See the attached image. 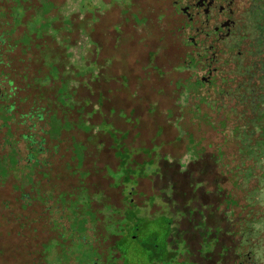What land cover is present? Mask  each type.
<instances>
[{
  "label": "rangeland",
  "instance_id": "1",
  "mask_svg": "<svg viewBox=\"0 0 264 264\" xmlns=\"http://www.w3.org/2000/svg\"><path fill=\"white\" fill-rule=\"evenodd\" d=\"M11 1L20 3L22 0ZM23 1L31 9L27 10V15L31 13L27 24L31 30V103L41 99L40 92L56 97L53 101L61 105L62 118L70 114V110L76 116L73 122H64L62 129L84 131L87 138L85 145L74 140L65 141L67 145L63 148L65 153L60 155V169L56 166L45 168L41 160H37L38 164L30 162L24 168L13 165L14 158L10 152L14 141L8 137L4 139L6 142L2 145L4 152L0 156V179L2 184L5 179L8 181L3 190H9L11 195L17 193L19 203L16 200L0 202V264H31V237L19 218L21 213H25L28 216L24 218L31 222L33 202L41 205L48 216L63 219V224L60 222L58 227L66 226L58 230L57 235L61 237L57 236L56 240L51 241L56 242L59 251L50 259L71 257L76 248L64 244L71 240L73 233L70 229L82 231L81 225L85 219H91V215L85 212L88 211L87 201L96 202L101 196L99 190L89 192L85 185L100 188V180H104L106 187L111 190L128 187L132 198L138 203L142 202L146 208L139 209L140 212L146 211L145 217L133 221L138 226L137 231L125 229L127 236L116 242L120 253L118 264H149V259H152L151 264H200L205 259L238 258L232 253L231 247L226 249L227 252H222L218 245L212 244L215 235L211 229V220L206 225L208 228L205 233L202 232L203 226L196 224L197 221L188 227L189 232L185 231L187 220L183 218L190 214V208L188 203L183 205V201H195L198 198L204 203H213L215 199L208 194L212 184L207 181L193 185V190L188 189L189 180L200 181L204 178L194 172L201 169L198 165L202 163H197L195 158L188 165L190 158L184 153L187 138L195 142L197 137L184 134L186 118H173V125L165 118L169 113L166 111L169 105L168 100L160 96L159 78L150 73L149 80L142 79L146 52L154 45L160 47L161 50L155 46L154 52L157 54L160 50V63L166 65L165 62L173 53V41L170 39L172 33L159 28V39L154 42L151 34L154 36L153 31L158 24L145 17V14L143 20L140 15L134 17L137 12L132 10L133 6L128 3L122 6L120 0ZM241 1L246 7L237 21V32L241 33L242 44L236 63L223 65L218 61L220 66L217 65L237 90L232 98L237 100L236 111L229 116L228 121H242L246 128L249 127L241 133L242 140H239V154L245 160L243 165L248 174L247 182L244 183L248 189L246 198L251 210V216H248L251 222L243 232V242H246L250 252L249 256H245V264L247 261L248 264H264V144L260 143L262 133L258 128L264 121V0ZM19 3L9 7L14 17L20 16ZM123 7L127 8L126 16L132 19L126 25L118 24L119 20L115 18L118 10ZM123 12L121 10L120 13ZM114 24L118 25L112 29ZM45 38L48 40L45 41ZM25 40V36L19 38V42L25 43ZM52 43L58 45L56 50L51 48ZM56 51L59 54L58 71L54 65ZM160 68L155 66L153 72L162 77H167L171 72L170 69ZM145 71L149 73L148 69ZM183 73H187L186 70H181ZM52 82L57 85L60 83L56 93L52 87L56 84ZM71 87L76 88V92L70 93ZM193 103L197 105L196 97ZM75 107H78L76 111ZM190 112L194 116L192 121L205 122L206 118L197 117V110L193 106ZM57 120H60V115ZM52 121L53 124L58 123ZM156 124L161 128V133L156 129L151 135ZM53 126L58 129V126ZM211 140L216 142L214 138ZM47 146L52 152V146L57 145L49 143ZM225 147L234 149L233 144ZM198 148L194 146L189 156H194ZM106 153L112 156L108 158ZM84 156L87 157V169L83 168ZM177 156L180 157L177 159ZM112 157L117 159V165ZM32 177H36V181L45 179L44 184L48 188L57 186L58 177L71 179L76 191L70 192L67 188L64 189L65 193L58 192L57 198H44L31 180ZM87 178L98 181L87 184ZM172 184L175 186L171 187ZM222 185L226 189L230 186L226 180ZM159 193L164 195L165 201L168 198V202L162 204L163 207L158 203V198H163ZM172 203L178 206L174 207ZM77 206L85 212L78 217L75 216ZM166 206L172 208L171 212V208L166 209ZM219 208H223V202ZM158 209L159 212L156 211ZM177 217H181L178 234L172 235L170 229H174ZM192 217L198 218L195 212ZM51 222L54 225V218H51ZM83 237L85 240L89 238L86 234ZM216 240L223 247L230 243L227 235H220ZM45 250L42 247L40 255L42 260L47 261L50 259L45 255ZM83 251L84 257L93 256L91 251ZM168 251H174L172 258L168 256Z\"/></svg>",
  "mask_w": 264,
  "mask_h": 264
},
{
  "label": "flooded vegetation",
  "instance_id": "2",
  "mask_svg": "<svg viewBox=\"0 0 264 264\" xmlns=\"http://www.w3.org/2000/svg\"><path fill=\"white\" fill-rule=\"evenodd\" d=\"M22 1L20 3L18 2L21 9L20 16L14 17L11 15L9 7L10 5L13 6L14 4L18 3H13L11 0H0V156L2 155L1 153L4 152L2 146L3 143L6 142L4 139L8 137L10 140L14 141L10 152L13 154L14 158L13 165H18L24 168L27 167L30 162L31 164H38L39 162H37V160H41L44 162L45 168L56 166L60 169V155L65 153L63 148L67 145L65 141L69 139L70 141L74 140L77 143H82L85 145L87 134L81 130L74 131L72 129H62V124L64 122L71 123L73 122L72 119H74L76 116L74 117V113H72L70 110V114H66L64 118H62V110L60 111L61 105H59L56 101H53L56 97L52 98L53 96L50 97L49 95L40 92L41 99L35 100L31 103L30 76L31 73H33L30 64L32 63L31 30L30 26L27 25L29 23L28 19L31 15V13L27 15V10L31 9L28 8V5L25 3V1ZM120 1H122V6H124V3L132 5V10H135V12L149 11V19L158 25L161 24L162 20H159L156 14L152 16V6L157 10V8L164 5L167 9L166 15L169 17L167 18V21L184 29L183 37L185 44L183 55L184 57L188 58L187 62L184 63V65H186L185 68H179L173 63V68L170 66V74H168L167 77H162L161 74H155L153 72L156 65L152 66L151 64H154L155 57L154 59L152 56L149 57L147 55L148 52H146L145 59L147 60H145L143 63L144 70L142 79L149 80L150 73L151 76H154L155 78L158 77L161 81V88L159 89L161 97L166 96L165 90L163 89V81L167 79L169 82L173 81L175 79L174 77L177 78L178 75L180 76L181 70H186L187 75L191 76L194 81L196 79L200 80L203 84V87H205L210 84V82H215V80L216 82H219V80L222 78L220 75H224L221 73V69L219 68L220 63H218V61H220L223 65L226 63H236L237 55L242 44L241 33L237 32L239 28L237 21L239 16L245 12L246 7L245 3L241 0H151L149 5L147 4L148 0H143V4L142 0ZM150 5L151 8L147 10L148 6ZM126 9L127 8L125 7L120 8L118 13H116L115 18H118V24L126 25L128 21H132V19H129L126 16ZM121 10L124 11L122 14L120 13ZM134 17L137 18L138 16L134 15ZM117 25L114 24L112 29L117 27ZM22 36H25L26 38L25 43L19 42V38ZM42 37H44V35ZM47 40L48 38H45V41ZM57 47V44L52 43L51 48L56 50ZM95 47H97V44ZM56 55L57 59L56 62H54V65L58 71L60 68L57 66V64H59V54L57 51ZM220 55H225V57L222 58ZM195 57L200 58L201 60L199 67H195L194 64H190L191 61L189 59ZM148 64L151 66L148 67ZM39 66L41 67V65ZM41 69L44 70V67H41ZM147 69L149 70V73L145 71ZM196 73H198V76H193ZM224 73L226 74V72ZM228 79L229 78L227 77V80ZM52 84H56L55 87L51 85L54 87V91L56 93L58 90L57 86L60 83L57 85V83L52 82ZM71 90H73V87ZM217 94L220 96V93ZM236 94L237 90L234 94V97ZM73 108L74 107H72V109ZM77 109L78 107H75V111ZM59 115L60 120L58 121L57 119ZM48 116H51V118L58 123L53 124L52 119L48 118ZM165 118L168 120L169 117L165 116ZM53 125L58 126V129H54ZM102 139L105 140L106 138ZM49 143H56L57 145L52 146V152L49 148H47ZM89 147L90 146L88 145V149H90ZM106 155L109 158L111 153H106ZM84 157L85 159L83 158L82 160L83 168L87 169V157ZM112 158L117 161V159L114 157ZM117 164L118 161L116 162V165ZM211 165L212 164L205 165L204 173H209V171L214 167ZM46 171H48V169H46ZM201 178H203V183H206L207 181L212 182L211 177L201 175ZM87 179L89 180L88 182H85L87 184H92L98 181V179ZM31 180H33V182L37 185L38 190H40L41 193L43 192L42 194L45 196V198H48L47 191H49L51 187L48 188L45 186V179L36 181L37 178L32 177ZM1 181L2 180L0 179V202L4 200H16L19 203L17 199V193L14 192V194L11 195L9 190H3L4 185L7 184L8 181L5 179L3 184ZM57 184L58 187L63 186L62 183ZM99 184L102 185L100 188L92 187L91 185H85L89 192L93 190H99L101 195L99 199L101 200L98 199L96 202L87 201L86 204L88 211L85 212L91 215V220L85 219L81 226V232H75V229H70V232H72L73 235L70 236V242H66L64 244L68 245L69 247L76 248L71 257H65L62 260L50 259L52 256L57 254L59 249L56 242H51L52 238H48V236L51 234L55 237L58 234L59 228H66V226L58 227L60 222L63 224V219H59L58 216H48L47 212H45L43 207L37 202H33L31 204V222L29 219L24 218L25 216H28V214H20L21 216L19 219L21 220V224L23 225V228L27 227V233L30 235V237L31 228L34 227L36 228L35 230L42 235L40 238V240H42L41 242H43V240L49 241L46 245H41V242L38 243V245L41 247V250L42 247L46 248L45 255H47L49 257L48 259L50 260H42V256L40 255V252H38L34 253L31 257V264H42V262H49L50 264L120 263V253L116 248L117 243L100 242L99 236H104L105 234L110 237V235H112L115 236L118 242L124 236H127L125 235V229L136 232L138 226L136 223H133L134 220L125 221L124 217L127 215V213L134 212L138 219H140L139 217L144 218L146 211L140 212L139 209L146 210V208L142 202L138 203L137 200L132 198L128 187H126L128 188L127 190L126 188L122 189L124 191L121 193L122 190H111L107 188L106 182L104 180H100ZM74 186L75 183H72L63 189L69 188L71 189L70 192H74L76 191V189H72L75 188ZM210 191L211 190L208 192ZM159 194H161L163 197L158 198V203L160 206H162L164 202L168 201V198H166L165 201L164 195L162 193ZM159 205L157 206L159 207ZM166 207V209L169 208L168 206ZM171 210L172 208L169 212H171ZM115 211H117V213L114 215ZM156 211L159 212L160 210L158 209ZM83 212V209L80 210L77 206L75 216L78 217L79 215L83 214ZM249 215L251 216V210L249 211ZM50 217L54 218V225H52ZM119 218L121 219L117 222V219L119 220ZM191 218L193 220L195 217ZM179 222L180 217H177L174 222V229H170V231L172 230V235L178 234ZM250 222L251 220L248 221L246 225H248ZM230 226L232 227H229L231 228L232 232L225 234L227 235V238H230V243L226 244L228 245L227 247H221V251L227 252L228 250L226 249L231 247L232 253L237 255L238 258L224 259L219 257L215 260L205 259L200 264H245V256L250 255L246 242H243L245 235L243 232L245 231L246 226L244 229L242 225H240V227L237 226V228H233L234 225ZM238 228L243 229L241 233H235ZM84 234H86L88 237L91 235L89 242L84 239ZM214 238L216 240L218 237L215 236ZM167 246L168 242L166 241V247ZM84 249H86L87 252H93L94 257L92 259H84ZM173 253L174 251L171 253L168 251V256L173 255ZM64 255H66L65 252ZM59 256L61 257V253ZM247 262L246 264H248ZM148 263H153L152 259H149Z\"/></svg>",
  "mask_w": 264,
  "mask_h": 264
},
{
  "label": "trees",
  "instance_id": "3",
  "mask_svg": "<svg viewBox=\"0 0 264 264\" xmlns=\"http://www.w3.org/2000/svg\"><path fill=\"white\" fill-rule=\"evenodd\" d=\"M150 2L151 0H148L147 4L149 5ZM144 14L146 15L145 17H148V15H150L149 11L147 12L140 11L137 12L136 15L137 16L140 15L141 19L143 20ZM154 14H156L158 19L162 21L159 26L155 25V31H153L154 36H152L151 34L152 40L154 42L158 41L159 33H160L159 28L168 30L170 33H172L170 39L173 41V53L169 57V60L165 62L166 65L160 63V58H162V53H160L161 49L157 44L147 51L148 52L147 55L149 57L152 56L153 59L155 57L154 65H156V68L161 67L163 69H170V66L173 68V63L179 68H185L186 65H184V63L187 62L188 58L184 57L183 55L184 44H185L183 37L184 29L177 25H173L167 21V18L169 17L166 15L167 9L165 8L164 5L157 8V10L152 6V16ZM155 46L158 49H160L158 51L159 53L157 54H155L154 52V50L156 49ZM189 60L191 61L190 64H194L195 67L197 66L199 67L201 62L200 58L195 57V58H190ZM196 74H194L193 76H198V73ZM220 76H222V78L221 80H219V82H216L215 80V82H210V84H208L205 87H203V84L200 80L196 79L194 81L191 76L187 75V73L180 74V76L178 75L177 78L174 77L175 79L173 81L169 82L168 79L163 81V89L165 90V94H166L165 97L167 98L169 105L168 109L166 110L169 112L167 114V117H169L168 122L171 125H173L172 124L173 118H179V119H181L182 117L186 118V126L184 129V134L185 135L188 134L189 137H197V140L193 142L186 136L187 141H185L184 143V148H185L184 153H187L188 157L190 158V160H188L189 162L188 165H191V162H193L195 158H197L196 160L197 163H202L198 165L199 167L201 166V169H197L194 172L200 175V177L201 175H205L206 177H211L212 189L208 194L210 195V198L212 197L215 199L213 203L211 201L210 203L209 202L204 203V201H201L198 198L195 201H189V200L183 201V205L188 203L189 204L188 208H190V214L183 218L187 220L185 224V228H186L185 231L189 232L187 230L188 227H190L191 223L197 221L196 224L200 223L203 226L202 232L205 233V230L208 228V226L206 225H208L211 220L213 223L211 229L212 231H214V235L217 237L232 232L231 230L232 227L230 225H234L233 228H237V226L240 227V225H242L244 229L246 223L250 221L249 220L250 217H248L250 211L249 210L250 204L246 198V193L248 189L246 187V183H244L247 182L246 175L248 174H246V166L243 165V163H245V160L243 159V157L241 158L239 154V150H241L239 146V140L240 141L242 140L241 133L244 132V130L248 129L249 127L246 128V126H244L242 121L240 122H237L236 120L233 122L228 121L229 116L233 115L234 112L236 111V106H235L236 101L232 99L236 92V87L232 83L228 82L227 77H225L224 75H220ZM64 89L66 90L65 86ZM69 92L70 93L76 92V88H73V90ZM217 93H220V96H218ZM194 97H196L197 105L194 103L192 104ZM192 106L194 107V109L197 110L196 114L198 118H202V119L206 118L204 120L205 121L204 123L200 121H192L194 117L190 112ZM176 113L177 116H175ZM260 120H262V117ZM188 126L190 128L186 129V127ZM258 128L260 130L259 132L262 133L260 138V143L264 144V121L259 124ZM156 129H158L159 134L161 133L160 132L161 128L158 127V124H156L154 128H152L153 132L151 133V135L155 133ZM211 138H214L216 142L214 140L212 141ZM227 144H233L234 149L226 148L225 146H227ZM194 146H198L200 150L198 148L194 156H189L190 155L189 152L194 150L193 149ZM241 147L242 149H244L243 144H241ZM243 151L246 152V150ZM179 157L180 156H177L175 158L178 159ZM204 161H208L210 162L209 164H212L214 166L209 171V173L206 172L204 173V167L205 165H207ZM225 180L230 185L228 189L224 188L222 185V183ZM57 183H62L63 186L58 187ZM57 183H56L57 186L51 187V189L47 191L48 198L53 199L57 197L58 192L65 193L66 191L63 188L67 187L73 182L71 179L58 177ZM200 183H203V181L191 179L188 182V189L193 190L194 187L196 185H199ZM173 185L174 184H172L171 187H173ZM193 185L195 186L193 187ZM53 188H54V192H53ZM70 190L71 189H69V191ZM42 193L41 196L45 198V196ZM221 202H223V208L220 209L219 204ZM173 205L174 207L178 206V204L175 203H172V206ZM194 212L198 216V218H194L192 220L191 217ZM124 219L125 221L126 220L135 221L138 219V217H136L134 212H131V213H127ZM224 223L225 225H223ZM33 228L34 227L31 228V257L33 256L34 253H38L42 251L41 247H39L38 245V243L42 241L40 240L42 235L35 230L36 228L34 229ZM243 229L238 228V230H236V232L234 230V232L241 233ZM186 232H184L185 235ZM204 233L201 235L202 237L204 236ZM56 237L57 235L54 237V235L51 234L48 236V238H52V240H56ZM90 237L91 235H89V238L86 240L87 242H89V240L91 239ZM99 240L100 242L115 243V244L117 242L115 236L110 235L109 237L108 235L105 234L104 236L100 235ZM48 242H49L48 240H43V242H41V245L42 244L46 245ZM212 244L214 246L218 245L217 247L220 249V251L223 248V246H221L219 242L215 240V238H212ZM210 249L212 248L210 247ZM93 254L94 253L92 252V255ZM93 257L94 256H85V257L83 256L84 259H92Z\"/></svg>",
  "mask_w": 264,
  "mask_h": 264
}]
</instances>
